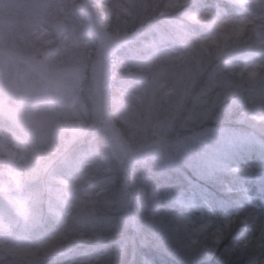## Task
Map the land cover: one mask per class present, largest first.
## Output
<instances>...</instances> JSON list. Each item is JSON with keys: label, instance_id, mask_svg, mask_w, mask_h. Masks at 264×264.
Here are the masks:
<instances>
[{"label": "trees", "instance_id": "16d2710c", "mask_svg": "<svg viewBox=\"0 0 264 264\" xmlns=\"http://www.w3.org/2000/svg\"><path fill=\"white\" fill-rule=\"evenodd\" d=\"M64 1L84 24L94 16L100 30L131 34L119 40L124 49L115 50L117 67L106 70L112 77L110 117L98 131L110 139L84 129L75 146L48 148L0 114V207L13 219L0 230L18 241L39 240L41 248L7 255L8 264H264V0H143L138 13L135 0ZM50 32L48 25L34 29L37 39ZM196 58L207 72L188 96L182 119L193 107L200 114L209 108H201L204 101L230 98L218 122L194 130L188 125L185 136L213 128L236 129L245 138L207 176L187 167L185 173H148L137 159L129 118V107L142 105L146 94L144 77H138L154 65L181 68ZM213 73L217 80L207 85ZM196 98L200 102L193 104ZM124 102L132 105L123 110ZM133 181L142 191L150 185L160 205L143 202L145 208L133 211ZM15 196L26 200L27 214L11 202ZM217 200L224 201L219 214L209 204ZM159 225L204 260L184 261L167 251Z\"/></svg>", "mask_w": 264, "mask_h": 264}, {"label": "rangeland", "instance_id": "374dc122", "mask_svg": "<svg viewBox=\"0 0 264 264\" xmlns=\"http://www.w3.org/2000/svg\"><path fill=\"white\" fill-rule=\"evenodd\" d=\"M135 1L138 13L144 2ZM58 21L65 22L66 31L56 29ZM88 22L82 23L64 0H0V114L16 123L34 142L48 148L58 143L68 148L75 146L82 137L79 134L84 135V129L89 136L95 134L101 138L98 129L109 123L107 102L111 100V91L107 84L112 77L106 70L117 67V61H112L115 50L124 49L119 40L131 34L115 29L110 33V27L100 30L94 16ZM38 25H48L51 32L37 39L40 33L35 34L34 29ZM154 30L145 33L153 34ZM148 49L141 48L143 52ZM45 50L51 51L49 59L41 56ZM205 68L196 58L181 68L154 65L147 75L138 77H144L146 94L142 105L134 103L129 107V118L140 147L137 159L142 160L148 173L169 175L167 168L184 172L187 167L198 177L207 176L217 162L226 158V152L245 138L236 129L213 128L185 136L197 125L218 122L220 109L230 98L227 93L213 104L204 101L201 108L207 105L209 108L200 114L194 113L197 109L193 107L182 119L188 96L200 86L207 72ZM216 80L213 73L206 84ZM198 102L200 99L196 98L193 104ZM120 105L124 110L132 103ZM176 122L178 127L174 129ZM103 135L101 139H110L107 133ZM155 159L159 162L146 166ZM137 182L128 185L132 193L137 194L133 211L144 207L143 202L150 208L158 207L161 199L155 190L149 185L142 191L143 187H136ZM140 191L142 195H138ZM16 198L10 197L11 202L27 214L26 200ZM12 220L0 207V224L6 226ZM159 230H164L163 245L167 251L184 261L204 260L200 252L178 238L174 230L164 225H159ZM28 252L40 253L39 242L29 238L18 241L8 229L0 230V264H8L7 255Z\"/></svg>", "mask_w": 264, "mask_h": 264}, {"label": "snow or ice", "instance_id": "6c2138e0", "mask_svg": "<svg viewBox=\"0 0 264 264\" xmlns=\"http://www.w3.org/2000/svg\"><path fill=\"white\" fill-rule=\"evenodd\" d=\"M203 201V198H202ZM210 204V208L212 210V212H214L215 214H219L222 212L223 208H224V201L221 200H217L215 202H209ZM205 211H209V208L206 207ZM222 241H218L217 243H221Z\"/></svg>", "mask_w": 264, "mask_h": 264}, {"label": "water", "instance_id": "95a60500", "mask_svg": "<svg viewBox=\"0 0 264 264\" xmlns=\"http://www.w3.org/2000/svg\"><path fill=\"white\" fill-rule=\"evenodd\" d=\"M57 28L60 30V31H65L66 30V26H65V23L60 21L56 24ZM42 55L46 58H49L50 55H51V52L49 50H45Z\"/></svg>", "mask_w": 264, "mask_h": 264}]
</instances>
